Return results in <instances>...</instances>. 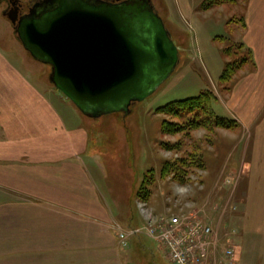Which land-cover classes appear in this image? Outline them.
Segmentation results:
<instances>
[{
  "label": "crops",
  "instance_id": "1",
  "mask_svg": "<svg viewBox=\"0 0 264 264\" xmlns=\"http://www.w3.org/2000/svg\"><path fill=\"white\" fill-rule=\"evenodd\" d=\"M242 14L236 41L250 50L252 64L228 92L218 91L223 61L200 22H194L200 27L194 47L205 59L216 113L235 120L242 132L230 153L242 155L232 185L237 222L264 235V0H246ZM22 63L0 48V264H159L141 235L131 234L127 248L118 238V207L89 169L97 160L94 125L50 84L45 68L23 56ZM223 131L232 138V129ZM245 171L250 185L239 195ZM235 228L225 249L234 248L237 264L244 247Z\"/></svg>",
  "mask_w": 264,
  "mask_h": 264
},
{
  "label": "rangeland",
  "instance_id": "2",
  "mask_svg": "<svg viewBox=\"0 0 264 264\" xmlns=\"http://www.w3.org/2000/svg\"><path fill=\"white\" fill-rule=\"evenodd\" d=\"M151 1L163 18L172 39L180 47V62L175 72L154 94L131 105L129 114L117 113L119 117L110 114L95 119L84 117L86 122L94 125L98 147L95 149L97 160L89 169L106 199L116 203L112 204L113 207H118L116 218L120 223L116 225L117 233L124 232L123 225L130 227L142 225L143 221L149 222L154 218L151 213L177 215L183 221L198 219L214 228L218 241L214 262L221 264L222 249L231 242L229 240L232 239L234 224L235 229H240L236 233V242L244 247L237 264H264V235L257 233L254 228L242 229L236 219L237 211L233 208L232 185L239 179L234 171L237 172L238 168H241L242 164L237 157L242 155L238 150V153L230 158V153L236 137L242 132L238 128L232 129V138L223 129L209 133L204 129L191 133L188 130L185 133L169 135L163 132V122L169 120L183 123L187 117L172 118L158 111L160 107L172 101L196 96L213 86L203 68L205 59H202V54L194 47V43L198 44L195 30H200L194 22L202 23L204 28L213 34L215 48L219 51L218 58L223 61V69L233 57L238 60L242 58L232 56L224 47L232 46V42H237L236 39L241 35L240 21L246 0H239V5L235 6L224 3L212 8H207L212 0ZM2 8L3 6L0 7V48L4 54L19 66L23 65V56L25 63L45 68L50 76L51 67L37 63L24 49L17 39L13 25L2 14ZM223 37L230 40L221 41L220 38ZM196 48L198 49V45ZM238 54L243 58L247 57V53L241 49ZM245 68L249 69L250 65L238 70V74L245 73L248 70ZM239 75L234 76L227 85H231ZM219 86L218 91H226V83H219ZM117 124L119 126H116ZM196 159L203 161V169L196 167ZM167 161L179 169V177L176 178L183 181H178L172 176L168 179L160 177ZM245 167L243 166V171ZM152 170L155 177L149 185L150 197L145 201L138 198L137 191L145 176L151 177ZM246 171L240 179L239 195L250 185L245 177ZM250 173H253L251 169ZM141 236L157 255V263L171 264L165 249L159 243L145 234ZM232 264L236 262L232 261Z\"/></svg>",
  "mask_w": 264,
  "mask_h": 264
},
{
  "label": "water",
  "instance_id": "3",
  "mask_svg": "<svg viewBox=\"0 0 264 264\" xmlns=\"http://www.w3.org/2000/svg\"><path fill=\"white\" fill-rule=\"evenodd\" d=\"M13 19L31 57L86 117L130 113L175 72L179 48L151 0H50Z\"/></svg>",
  "mask_w": 264,
  "mask_h": 264
},
{
  "label": "trees",
  "instance_id": "4",
  "mask_svg": "<svg viewBox=\"0 0 264 264\" xmlns=\"http://www.w3.org/2000/svg\"><path fill=\"white\" fill-rule=\"evenodd\" d=\"M239 0H212L207 5V8H212L215 6H219L224 3H231L232 6L237 5ZM221 41L230 40L225 37L220 38ZM236 47V49H235ZM227 49V52L231 53L232 56L242 57L241 59L234 58L231 59L230 62L225 64V68L221 73L219 83H226V90H230V86L227 85L232 78L238 74V70H241L245 67V65L252 64L251 60V52L246 49L243 43L232 42V46L224 47ZM241 49L243 52L247 53V57L238 54V50ZM238 54V55H237ZM216 94L209 89L201 91L198 95L189 97L182 100L172 101L158 109L160 113L168 115L172 118L177 119H186L183 123L172 122L169 120H165L163 122V132L169 135H175L180 133H185L189 130L196 131L199 129H204L208 133L214 132L217 129H235L239 125L235 120L230 118L221 116L216 113L213 103L216 100ZM189 117V118H188ZM188 136V135H187ZM196 167L199 169L204 168V163L201 159H196ZM179 169L174 167L170 161L165 162L163 166L160 177L162 179H168L170 176L176 178L179 177L177 171ZM180 172V171H179ZM151 177L145 176V179L141 186L138 188L137 196L139 199L148 200L150 197L149 185L151 184L152 179L155 177V173L151 171ZM181 174V173H180ZM173 178V179H174ZM177 179V178H176ZM175 179V180H176ZM178 181H183L182 179H177Z\"/></svg>",
  "mask_w": 264,
  "mask_h": 264
},
{
  "label": "built area",
  "instance_id": "5",
  "mask_svg": "<svg viewBox=\"0 0 264 264\" xmlns=\"http://www.w3.org/2000/svg\"><path fill=\"white\" fill-rule=\"evenodd\" d=\"M151 214L154 218L143 228L119 233L124 247L128 246L129 235L144 233L165 249L171 264H215L218 241L209 223L198 219L183 221L177 215ZM234 254V248L227 247L220 263L232 264Z\"/></svg>",
  "mask_w": 264,
  "mask_h": 264
},
{
  "label": "flooded vegetation",
  "instance_id": "6",
  "mask_svg": "<svg viewBox=\"0 0 264 264\" xmlns=\"http://www.w3.org/2000/svg\"><path fill=\"white\" fill-rule=\"evenodd\" d=\"M50 0H0V7L3 6L1 12L12 24L13 19H19L28 14L31 9L36 8L38 11L49 7ZM109 3H122L127 0H100ZM13 27L14 24H12Z\"/></svg>",
  "mask_w": 264,
  "mask_h": 264
}]
</instances>
